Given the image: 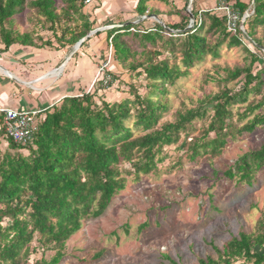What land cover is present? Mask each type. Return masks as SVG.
Instances as JSON below:
<instances>
[{"label": "trees", "instance_id": "obj_1", "mask_svg": "<svg viewBox=\"0 0 264 264\" xmlns=\"http://www.w3.org/2000/svg\"><path fill=\"white\" fill-rule=\"evenodd\" d=\"M84 1L63 0L64 7L59 9L56 0H0L2 53L9 52L15 44L53 49L66 45L73 47L95 29L83 14ZM148 1L139 0L136 10L140 16L151 13L146 5ZM225 2L231 3L232 0ZM231 4L242 14L251 7L254 9L244 25L247 39L241 31L233 34L227 30L222 13L195 8H192L195 24L189 30L185 28L191 22L190 16H183L181 21L171 23L172 26L155 24L149 30L137 29L135 23L109 29L108 38L117 60L129 71L144 77L148 92L142 95L131 88V98L120 102L97 101L98 90L82 96H68L59 106L46 112L30 144L21 145L7 139L9 148L0 154V264H27L34 241L38 242L39 248L55 249L57 252L50 263H59L66 242L82 228L84 220L105 213L114 196L126 188L127 176L134 175L139 179L157 170L158 164L167 157L165 147L178 144L181 133L187 132L195 119L210 117L205 135L214 132L216 137L189 144L190 159L203 153L220 154L228 139L236 137V133H251L264 127V100L247 106L243 118L256 110L263 111L246 124L237 127L232 123V106L246 102L249 94L258 93L264 84L262 74L252 72L255 62L264 65V60L254 53L264 47L256 37V28L264 27V0H251L250 3L235 0ZM27 7L36 10L44 22L50 23L48 29L58 46L42 36H38L41 43L37 44L30 32L21 33L7 27ZM78 19L82 20L81 27L72 28L70 22ZM205 19L209 20L208 31L218 34L214 43L202 34ZM62 21L66 24L63 27ZM131 30L135 33L130 34ZM175 30H179V34ZM165 34L169 35L167 39ZM125 35L135 36L143 50L133 51L124 39ZM181 35L185 38L177 43L175 40ZM158 41L163 44L162 51L156 47ZM224 43L230 47L243 46L251 55L248 67H237L227 74L228 81L245 74L243 89L238 92L222 90L196 108L179 111L176 121L159 126L170 108L167 100L170 89L195 62L206 55L218 57L219 48ZM149 44L154 50H147ZM169 47L173 51L172 57L159 60L158 57ZM177 49L185 70L176 62L170 64V59L176 60ZM109 73L115 82L118 81ZM256 80L257 84L252 87ZM209 111L213 112L211 116H208ZM137 131L142 134L136 136ZM186 145L184 141L181 147ZM262 167L264 144L260 149L242 155L225 175L229 178L239 176L251 184L254 174ZM4 218L9 220L6 226L1 224ZM214 249L217 258L208 255L201 258L199 264H234L237 260L246 264H264V213L253 232H240L226 242L223 249Z\"/></svg>", "mask_w": 264, "mask_h": 264}, {"label": "rangeland", "instance_id": "obj_2", "mask_svg": "<svg viewBox=\"0 0 264 264\" xmlns=\"http://www.w3.org/2000/svg\"><path fill=\"white\" fill-rule=\"evenodd\" d=\"M97 1H100L101 5L103 4L101 0H94L95 9L100 7L97 5ZM174 1H177V5H174L173 8L168 6L167 9H163L162 13L170 15L172 9L173 14L181 11L182 13L177 14V19L169 21L165 16H163L164 19L161 16L155 18L153 15L158 10L150 8L151 13L146 14L145 18L138 17L135 23L138 24L136 28L149 30L158 23L162 26H172L171 23H177L183 16H189L190 0ZM224 1L226 0H193L192 8L215 12V7ZM234 1L232 0V2ZM243 1L251 2V0ZM56 4L59 9L64 7L63 0H56ZM120 18L122 17L119 16L116 22L122 24L123 21ZM74 22H70L72 28H74ZM194 24L195 19L194 22H190L188 27ZM64 25L66 24L62 21V27ZM204 25L205 30L202 34L207 37L209 42L214 43L218 34L208 31V19H205ZM49 26V22H44V18L39 17L36 10H31L29 7L16 17L13 23L7 24L8 28H13L21 33L30 32L37 44L41 43L38 36H42L44 39H51L54 45L58 46L52 31L48 29ZM111 26L112 24L109 23H100L98 27L100 34L91 35L94 39L93 42L97 44L99 55H102L100 61L104 58L105 50L113 52L108 34L101 35ZM188 27L185 30L192 28ZM169 31L174 32V30ZM175 32L179 34L180 31L175 30ZM59 33H61L60 30ZM132 33L135 32L131 30L130 34ZM164 36L165 39L169 37L167 34ZM256 37L264 45L263 26L256 28ZM183 38H185L184 35H181L175 41L180 43ZM124 39L130 44L133 51L141 52L143 50L135 36L125 35ZM162 45L158 41L156 47L162 51ZM147 46V50H154L152 45ZM14 48L15 46H12L9 53L4 55L6 57H3V45L0 39V64L6 67L9 59H15L21 69L31 67L30 69L33 71L37 63L31 60L41 58V50L30 46L16 51ZM43 49L44 53L55 50L50 47ZM80 49H75V45L72 47L76 53H79ZM12 53L14 55L10 56L9 54ZM254 53L264 60V47L255 50ZM172 54V48L169 47L158 59L172 57ZM106 60L103 59L102 62ZM131 60L132 58H130ZM113 61L112 64L116 66L117 71L114 70L112 74L118 81L109 88L98 85L103 92L101 96L96 95L97 101L104 99L108 102H120L131 98V88L139 91L142 95L148 92V82L142 75L129 71L116 57ZM175 62L180 65L182 70L186 69L178 49L176 50V60L170 59V64ZM250 62L251 55L243 46L230 47L227 43L222 44L219 48L218 57L206 55L201 61L195 62L188 69V73L177 81L176 86L170 89L167 97L170 108L164 114L159 126L166 122L176 121L179 111L184 112L196 108L209 96L222 90L230 89L233 92L242 90L245 74L229 81L227 74L229 70L237 67H248ZM263 67L261 62H255L252 72L254 74L261 73L264 79ZM0 75L12 79L2 70H0ZM257 82L258 80L252 87ZM18 83L23 86L22 88L27 87L34 91L31 87H35L34 84ZM262 100H264V84L258 93L251 92L246 102H237L232 106L233 125L241 127L255 114L262 112L263 109H259L254 114L243 118L248 105L256 104ZM211 114L213 112L209 111L208 116ZM209 121L210 117L195 119L188 126V131L181 133L178 144L165 147L167 157L158 164L157 170L148 175H142L139 179L134 175L127 176L126 188L114 196L112 203L103 215L84 220L82 228L66 242L63 257L57 264H174L168 258L177 264H199V260L208 255L217 258L214 248L223 249L224 244L232 237L238 236L240 232H253L264 213V167L254 174L251 184L240 179L239 176L229 178L225 172L233 167L242 155L261 148L264 144V127H259L251 133H236V137L228 139L227 145L220 154L203 153L195 159H190L189 144H192L193 141L209 140L216 137L214 132L209 136L205 135ZM129 124L131 125L132 122ZM141 134V131L136 132V136ZM184 141L187 142V145L182 148L181 144ZM8 148L4 131L0 130V154H3ZM125 166L129 168L128 164ZM8 222L9 220L4 218L1 224L6 226ZM38 246L37 241L32 243L33 252L30 254L27 264H44L45 262L51 264L50 261L57 251ZM35 247L36 251H34ZM234 264L246 263L243 260H237Z\"/></svg>", "mask_w": 264, "mask_h": 264}, {"label": "crops", "instance_id": "obj_3", "mask_svg": "<svg viewBox=\"0 0 264 264\" xmlns=\"http://www.w3.org/2000/svg\"><path fill=\"white\" fill-rule=\"evenodd\" d=\"M101 1L103 2L102 5L100 1H97V5H100V7H96V9L93 6L95 3L85 5L83 9V14L86 17V20L93 23V28H95L91 32L100 29L98 28L100 23L119 24L116 22L118 21L119 16L122 17L120 18V20L123 21L122 23H136L138 17H140V14L136 10L139 0ZM146 5L148 6V10L150 8H155L160 11H157V13H159V15H156L157 17L161 16L163 18V16H165L169 21L170 19L175 20L178 18L177 14H173V9L170 11V15H168V13H162L163 9H167L168 6L173 8L174 5H177V1L149 0ZM172 15L173 17H171ZM73 24L74 28L79 29L82 25V20L78 19L77 22L75 21ZM107 31L101 35H107ZM95 35L97 34L95 33ZM93 41V37L90 36L86 42H83L85 44H82L78 48H81L79 53L72 50L70 45H66L61 48V50L55 49L54 52L46 51L45 53L43 52V48L32 47L41 50V58L38 60H31L32 62L35 61L37 63L33 71H31V67H24L21 69L17 60L9 59L7 63L8 65H6L7 68H5L7 70L9 69L8 71L14 75L20 83L34 84L35 87L31 86L34 91H31V88H22L23 86L13 79H8L5 76L0 75V103H4L5 105L19 111L41 110L40 115L43 122L46 117V112L59 106L62 99L65 97L81 96V94L88 93L98 70L97 67L103 59H108L110 54L109 50H105L103 54L104 58L100 61L102 55H99L97 44ZM13 46H15L14 51L28 47L20 44H15ZM112 51L113 60H115L116 56L114 54V48ZM6 53L9 52L2 53L3 57H6L4 56ZM72 53V58L68 59ZM9 55L12 56L14 54L12 53ZM67 59L68 62L65 63ZM113 60L110 63L111 73H113L114 70L117 71L116 66L112 64L114 62ZM95 90H98L96 94L101 96L103 91L99 86H96L93 91H90L89 93H93ZM1 128L2 119L0 116V130Z\"/></svg>", "mask_w": 264, "mask_h": 264}, {"label": "built area", "instance_id": "obj_4", "mask_svg": "<svg viewBox=\"0 0 264 264\" xmlns=\"http://www.w3.org/2000/svg\"><path fill=\"white\" fill-rule=\"evenodd\" d=\"M94 0H85V5H91ZM215 10L222 13L226 18L227 30L233 34L242 32L247 37L245 21L252 16L254 9L251 7L245 13L236 10L231 3L221 2L215 7ZM207 11V10H204ZM244 22V23H243ZM113 49V46H111ZM113 60V53L110 52L108 59L101 62L94 76L88 93L96 86L109 88L114 85L115 80L112 78L110 63ZM83 94H81L82 96ZM41 110L19 111L14 108L0 103V116L2 117V128L7 139L13 140L17 144L27 145L34 139L38 125L42 122L40 115Z\"/></svg>", "mask_w": 264, "mask_h": 264}, {"label": "water", "instance_id": "obj_5", "mask_svg": "<svg viewBox=\"0 0 264 264\" xmlns=\"http://www.w3.org/2000/svg\"><path fill=\"white\" fill-rule=\"evenodd\" d=\"M192 2H193V0H190V3H189V7H191L190 9H189V16H190V18H191V22H194V15H193V13H192ZM155 18H158L156 15H153ZM144 18H145V16H143ZM244 23V22H243ZM126 24H128V23H122V24H116V25H112L111 27H109V29H111V28H113V27H122V26H124V25H126ZM190 27H192V26H189L188 28H190ZM103 29H106V28H103ZM100 29H96V30H94L93 32H91L90 34H87L83 39H81L79 42H77L76 43V45H75V49H78L81 45H82V43L83 42H85L91 35H93V34H95V33H97L98 31H99ZM72 55H73V53L70 55V57L68 58V59H71L72 58ZM68 59L65 61V63H67L68 62ZM65 65V64H64ZM0 69H2L3 71H5V72H7L8 73V76L10 77V78H12L13 80H15V81H17V82H19V80L14 76V75H12L4 66H2L1 64H0Z\"/></svg>", "mask_w": 264, "mask_h": 264}, {"label": "bare ground", "instance_id": "obj_6", "mask_svg": "<svg viewBox=\"0 0 264 264\" xmlns=\"http://www.w3.org/2000/svg\"><path fill=\"white\" fill-rule=\"evenodd\" d=\"M62 69H63V67H62ZM0 70H2V69H0ZM2 72L5 73V74L8 76V73H7V72H5V71H3V70H2Z\"/></svg>", "mask_w": 264, "mask_h": 264}]
</instances>
